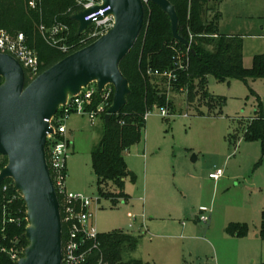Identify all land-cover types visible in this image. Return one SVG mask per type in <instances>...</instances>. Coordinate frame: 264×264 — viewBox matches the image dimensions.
I'll return each mask as SVG.
<instances>
[{
    "label": "rangeland",
    "instance_id": "1",
    "mask_svg": "<svg viewBox=\"0 0 264 264\" xmlns=\"http://www.w3.org/2000/svg\"><path fill=\"white\" fill-rule=\"evenodd\" d=\"M144 5L149 7L150 2L144 0ZM218 10L219 34L241 36L244 67L253 68L255 57L264 55V0H230ZM70 36L69 27L56 37L67 51L76 45ZM89 41L84 37L81 44L95 42ZM186 54L178 51L177 55L178 65L184 68ZM249 85L260 98L264 115V79ZM173 88L174 83L170 87L165 79L159 83L171 103V116H163L159 107L151 109L142 141L124 154L128 170L136 177L135 181L130 176L124 179V199L110 197L121 192L114 182L102 185L108 196L102 195L93 168L92 152L105 133L103 117L92 126L88 116L70 115L65 123L71 145L68 192L93 201L91 211L99 234L121 231L139 238L125 261L264 264L260 236L264 157L261 142L246 139L249 124L259 116L257 98L241 80L220 83L209 77V94L225 99L221 111L219 107L211 111L203 100L189 107L184 89L177 93ZM218 169L224 174L215 182L209 175ZM231 224L247 225L248 235L230 236ZM23 247L18 248V257L24 255Z\"/></svg>",
    "mask_w": 264,
    "mask_h": 264
},
{
    "label": "trees",
    "instance_id": "2",
    "mask_svg": "<svg viewBox=\"0 0 264 264\" xmlns=\"http://www.w3.org/2000/svg\"><path fill=\"white\" fill-rule=\"evenodd\" d=\"M83 0H42L36 10L29 6V0H0V29L10 33H23L27 43L36 53L40 74L47 71L67 56L83 49L84 36L79 35V28L72 17L82 11L78 4ZM175 7L179 18V34L190 43V47L175 41L169 17L158 7L150 3L145 7V25L143 32L132 51L120 64V70L128 80L131 94L127 105L122 111L106 123L105 133L100 144L93 150V168L98 177V185L102 195V185L114 182L121 192L110 195L113 199L127 197L124 190V179L136 177L128 170L124 154L143 138L147 113L155 106L163 108L171 103L166 91L159 89L162 78L150 75V71L175 70L178 76L173 92L186 93L189 107L203 100L211 111L222 106L224 98L212 96L207 90L209 77L218 82L241 80L245 82L253 96L259 102L257 116L248 126L246 139L260 141L264 157V115L259 96L249 85L250 81L264 79V55L255 57L254 66L247 69L243 64V39L241 36L221 35L218 24L221 13L220 3L225 0H169ZM44 26L51 30L56 25H66L71 28L70 42L75 47L64 53L62 43L48 42L40 31ZM69 43V42H68ZM178 51L187 52V69L178 67ZM4 80L0 77V86ZM31 80L26 76V84ZM101 102L100 95L95 97L89 110L95 109ZM221 111V109H220ZM201 116H204L203 113ZM0 171L8 165V159L2 157ZM63 217V215H62ZM14 220V222H10ZM27 208L22 195L16 190L12 180H6L0 186V241L8 252L0 251V264H17L10 252H19L29 246L26 238ZM4 231V232H2ZM228 234L232 237L244 238L248 235V226L231 224ZM66 227L63 225V237ZM260 236L264 238V210ZM98 243L105 259L110 264H144L139 260L125 261L124 256L134 251L139 238L131 234L117 231L110 234H99ZM23 251V252H24ZM23 257V253L20 258Z\"/></svg>",
    "mask_w": 264,
    "mask_h": 264
},
{
    "label": "water",
    "instance_id": "3",
    "mask_svg": "<svg viewBox=\"0 0 264 264\" xmlns=\"http://www.w3.org/2000/svg\"><path fill=\"white\" fill-rule=\"evenodd\" d=\"M103 4L75 14L79 35L93 24L85 18L109 10L113 27L94 43L67 56L40 74L29 85L21 64L0 55V156L8 165L0 172V186L12 180L27 208L26 238L29 246L17 264H62L63 224L60 202L47 163L50 121L70 96L97 83L100 92L111 85L113 104L105 116L108 123L127 105L131 94L120 64L137 44L145 25L144 0H102ZM170 19L175 41L190 47L179 34V18L169 0H148Z\"/></svg>",
    "mask_w": 264,
    "mask_h": 264
},
{
    "label": "built area",
    "instance_id": "4",
    "mask_svg": "<svg viewBox=\"0 0 264 264\" xmlns=\"http://www.w3.org/2000/svg\"><path fill=\"white\" fill-rule=\"evenodd\" d=\"M41 1L29 0L30 8L32 10L38 9ZM78 4L82 7V11H85L102 5L103 1L83 0ZM108 10L109 8L101 10L85 18V21L93 20V24L84 36L90 40L89 42L98 40L113 27V17L105 16ZM40 31L48 42L60 44L61 42L56 39L57 35L60 32L69 31V27L66 25H56L51 30H46L42 25ZM63 51L64 53L68 52L64 48ZM2 54L15 58L21 64L31 82L40 75L38 57L28 45L26 36L23 33L13 34L0 29V55ZM178 67L180 70L187 69V67L184 68L180 65ZM149 74L167 80L170 87L178 80L175 70L163 73L150 71ZM98 94L101 99L100 104L95 109L89 110ZM114 94L115 89L111 85L105 87L100 92L97 83L90 84L88 87L83 88L77 96H70L67 103L59 109L56 116L50 121V126L54 132L48 136L47 163L60 202L61 216L63 215L62 224L66 227L65 239L63 237L62 264H110L105 259L98 243L99 233L94 226V215L91 211L93 201L83 198L79 194L69 193L66 187L67 160L71 145L67 138L68 132L65 123L70 115L76 113L88 116L91 125L94 126L99 117L107 115L108 110L113 104ZM161 112L165 117L171 116V110L168 106L161 108ZM1 164L2 161H0V166ZM223 174L224 171L218 169L210 173L209 177L214 181H218ZM202 220L207 222L208 219L203 218ZM10 222H14V220H10ZM130 228H133V225H130ZM0 251L8 252L6 248L1 246V241ZM10 254L16 262L21 259L15 251H11Z\"/></svg>",
    "mask_w": 264,
    "mask_h": 264
},
{
    "label": "crops",
    "instance_id": "5",
    "mask_svg": "<svg viewBox=\"0 0 264 264\" xmlns=\"http://www.w3.org/2000/svg\"><path fill=\"white\" fill-rule=\"evenodd\" d=\"M227 1H230V0H225V1H223L222 3L227 2ZM222 3H220V4H222ZM219 6H220V5H219ZM218 8H219V7H218ZM228 36H235V35H228ZM253 82H255V81H253ZM253 119H255V118H253ZM212 172H214V171H212ZM212 172H211V173H212ZM220 179H221V178H220ZM220 179H219V180H220ZM211 180H212V179H211ZM219 180H218V181H219ZM213 181H214V180H213ZM215 182H217V181H215ZM184 225H185V224H184Z\"/></svg>",
    "mask_w": 264,
    "mask_h": 264
}]
</instances>
